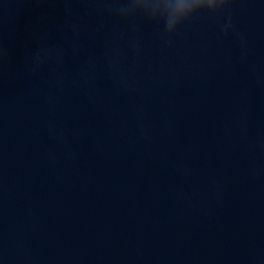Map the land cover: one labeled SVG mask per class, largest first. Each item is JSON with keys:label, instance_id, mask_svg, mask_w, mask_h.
I'll return each instance as SVG.
<instances>
[{"label": "water", "instance_id": "water-1", "mask_svg": "<svg viewBox=\"0 0 264 264\" xmlns=\"http://www.w3.org/2000/svg\"><path fill=\"white\" fill-rule=\"evenodd\" d=\"M129 3L0 0V264H264V0Z\"/></svg>", "mask_w": 264, "mask_h": 264}, {"label": "clouds", "instance_id": "clouds-1", "mask_svg": "<svg viewBox=\"0 0 264 264\" xmlns=\"http://www.w3.org/2000/svg\"><path fill=\"white\" fill-rule=\"evenodd\" d=\"M237 2L238 0H130L128 6L116 9V14L121 19L141 14L162 21L170 44L182 25L201 13L224 15L228 21L223 25V30L226 31L231 27L230 13ZM241 45L244 46L245 41L241 40ZM37 56L39 57V53Z\"/></svg>", "mask_w": 264, "mask_h": 264}]
</instances>
